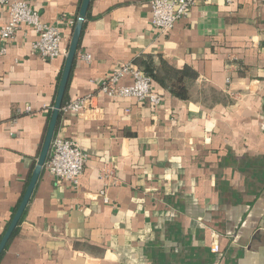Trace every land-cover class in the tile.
Segmentation results:
<instances>
[{
    "label": "crops",
    "instance_id": "crops-1",
    "mask_svg": "<svg viewBox=\"0 0 264 264\" xmlns=\"http://www.w3.org/2000/svg\"><path fill=\"white\" fill-rule=\"evenodd\" d=\"M149 1L90 0L65 95L94 97L79 114L62 112L54 132L77 140L84 171L74 186L43 166L0 264H264V5L196 0L164 35ZM29 2L68 48L82 0ZM7 19L0 6V26ZM35 38L22 25L0 41V236L64 67L65 56L34 54ZM161 60L196 72L187 98L154 79L158 104L99 91L116 66L152 76Z\"/></svg>",
    "mask_w": 264,
    "mask_h": 264
},
{
    "label": "built area",
    "instance_id": "built-area-1",
    "mask_svg": "<svg viewBox=\"0 0 264 264\" xmlns=\"http://www.w3.org/2000/svg\"><path fill=\"white\" fill-rule=\"evenodd\" d=\"M257 1L264 5V0ZM195 2L196 0H150V23L165 35L174 27L177 20L187 15ZM0 6L5 8L8 16L7 21L0 26L1 43L14 39L18 29L26 25L33 28L36 33V38L31 43L34 54L47 60L66 55L67 47L62 46L63 36L58 26L42 21L39 14L30 6L29 0H0ZM5 49L4 45H0V54H3ZM84 58L89 60L90 55L86 54ZM127 75L131 77L132 82L122 84L121 79ZM99 91L111 98L132 97L139 102L151 104H158L160 99L153 91L151 77L130 63L116 66L101 83ZM93 97L92 94H86L67 100L61 111L79 114L91 106ZM25 109L30 111L29 106ZM86 162L87 155L76 139L54 135L43 166L52 176L66 179L77 186ZM101 193L103 194V191ZM211 250L218 252L219 245L213 243Z\"/></svg>",
    "mask_w": 264,
    "mask_h": 264
},
{
    "label": "water",
    "instance_id": "water-1",
    "mask_svg": "<svg viewBox=\"0 0 264 264\" xmlns=\"http://www.w3.org/2000/svg\"><path fill=\"white\" fill-rule=\"evenodd\" d=\"M90 0H82L80 9L78 12V16L76 18L74 28L71 34V38L68 44L67 53L65 55V61H64V67L62 70L56 98L54 101V105L52 108V113L48 122V126L46 129V133L43 139V143L39 152V155L36 159V162L34 164L32 174L29 180L28 185L26 186L25 192L22 196V199L7 227L5 230L3 236L0 239V255L2 251L4 250L6 243L8 242L9 238L12 235L13 230L15 229L16 225L18 224L19 220L21 219L23 212L26 208V205L29 201V198L31 196V193L34 189V186L36 184V181L41 173V170L43 168L44 162L46 160V157L48 155V151L50 148V143L52 140V137L54 135L58 119L61 113V107L63 105L64 95L69 79V75L72 69V65L74 63L76 52L79 45V39L82 31L83 22L85 20L86 12L89 8Z\"/></svg>",
    "mask_w": 264,
    "mask_h": 264
},
{
    "label": "trees",
    "instance_id": "trees-1",
    "mask_svg": "<svg viewBox=\"0 0 264 264\" xmlns=\"http://www.w3.org/2000/svg\"><path fill=\"white\" fill-rule=\"evenodd\" d=\"M196 75H197L196 72L189 67L175 68L172 65H170L168 62H166L165 60H161L160 66L157 68L155 73L152 74V76L150 75V77H151V79H154V80L158 81L159 83L168 87L169 90L175 96L182 98V99H185L188 96L186 79L195 78ZM66 99H67V94L64 97L63 105L66 102ZM51 112H52V110L49 109L48 114H47V123H46L47 126H48V122H49V119L51 116ZM61 113H62V111H61ZM47 126H46V129H47ZM16 232H17V226L13 230L12 235L10 237V240L14 237ZM2 235H3V233L1 234L0 239H1ZM2 254H3V252H2ZM1 255H0V257H1Z\"/></svg>",
    "mask_w": 264,
    "mask_h": 264
}]
</instances>
